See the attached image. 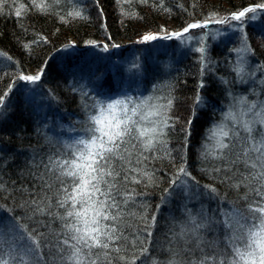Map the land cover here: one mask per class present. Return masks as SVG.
Listing matches in <instances>:
<instances>
[{"label": "trees", "instance_id": "1", "mask_svg": "<svg viewBox=\"0 0 264 264\" xmlns=\"http://www.w3.org/2000/svg\"><path fill=\"white\" fill-rule=\"evenodd\" d=\"M39 3L0 0V222L6 225L0 227V256L7 254L11 260L24 252V236L14 222L33 234L62 237L58 216L65 209L57 203L63 193L56 162L75 159L70 146L92 135L87 131L93 127L90 117L126 98L130 106L173 100L166 113L172 125L165 129L166 148L158 146L141 157L137 145L139 151L130 150L128 171H121V177L140 181L122 186L126 183L137 193L135 205L128 208L138 214L131 222L141 239L147 234L139 216L151 221L155 215L144 264H190L200 258L196 241L186 244L178 235L189 213L214 221L211 230H201L204 240L215 244L212 251L231 253L233 230L223 221L236 215L234 210L248 215V200L243 199L248 189L233 187L248 169L206 153L215 144L213 130L223 125L239 132L238 137L230 132L229 160L235 159L247 135L239 122L264 118V13H259L264 0H50L47 11H40ZM250 6L258 9L259 17L256 11L246 12L241 21H231L233 14ZM75 11L81 15H69ZM191 24L202 27L184 32ZM230 24L240 26V32L217 37L216 30ZM170 28L174 37L162 33ZM153 33L159 37L142 41ZM186 36L193 38V47L181 49L178 39ZM34 72L39 76L35 82L21 79ZM252 104L256 108L249 111ZM253 127L252 135L259 140L264 124L255 122ZM182 163L190 176L181 180L194 185L192 190L170 183ZM33 201H43L47 211L35 212ZM238 246L244 247L242 242ZM201 248L209 251L206 244ZM42 249L51 264L48 249Z\"/></svg>", "mask_w": 264, "mask_h": 264}, {"label": "snow or ice", "instance_id": "2", "mask_svg": "<svg viewBox=\"0 0 264 264\" xmlns=\"http://www.w3.org/2000/svg\"><path fill=\"white\" fill-rule=\"evenodd\" d=\"M51 2L59 4L61 0H51ZM49 6L50 0H41L37 5L40 11H47ZM255 11V8L246 9L233 14L232 19L240 20L246 12ZM20 14L19 11L16 13L17 16ZM69 15L78 17L81 13L75 11ZM197 27L202 25L191 24L184 29V32ZM155 38L145 36L144 40ZM200 51L203 52L204 49ZM21 79L35 82L39 76H24ZM199 102L198 96L197 103ZM172 103V98H167L166 104L144 102L130 106V98L117 99L102 106L100 115L91 116L90 123L93 127L87 131L92 135L88 139H79L70 146L75 149L73 153L75 159L56 162L59 170L57 179L61 181L63 193L57 203L60 208L65 209L63 215L58 216L63 221L62 237L57 234H52L51 238L43 233L33 234L26 228L21 229L19 224L14 222L16 229L24 236V241L20 245L24 252L12 257L11 260L7 254L0 256V264H12V261H15V264H48L45 261L42 245L43 248L48 249L47 255L51 264H64V262L137 264L138 260L144 264L142 257H146L148 253L145 245L147 238L151 237L149 229L155 223V215L152 216L151 221L144 215L139 216L144 224L143 230L147 234L145 239H141V234L131 222L138 214L128 208L130 203L135 205L137 193L134 189L128 190L126 183L122 186V182L139 183L140 181L135 176L130 177L127 174L121 177V171L127 172L125 165L130 166L132 163L130 150L142 149L139 155L143 157L144 152L155 150L158 146L166 148L165 129L172 126L166 113ZM0 107H3L2 97H0ZM254 108L256 105L252 104L248 110L252 111ZM261 111H264V108ZM256 116L260 117L261 113L257 112ZM228 117L235 121L233 113L229 112ZM255 122L264 124V118ZM255 122L243 120L239 122L247 135L241 138L244 146L232 160H229V154L232 152L231 137H238L239 132L234 129L225 130L223 125L212 132L215 144L206 156L225 160L229 164L242 163L248 169L247 174L240 173L241 179L233 185L236 188L244 185L248 189L243 197L248 200V215L245 216L234 210L236 215L229 214L223 221L226 227L233 230L229 237L232 252L223 255L219 251H212L215 249V244L205 241L201 235L202 229L211 230L214 221L206 215L198 220L189 213L188 221L180 226L178 235L186 238V244L195 240V247L202 253L198 260L191 261L190 264H264V130L259 133L260 139L257 140L252 135ZM226 139L229 142L226 143ZM165 154L170 155L167 151ZM141 162L137 160V163ZM226 170L231 171L230 168ZM131 171L137 172L138 169L132 168ZM141 175L152 182L149 173L142 172ZM189 176L190 173L182 163L170 183L177 188L181 186L187 188V181L181 180V177ZM211 190L215 191L214 188ZM253 193L255 195L249 199ZM32 203L36 206L35 212L43 215L47 211V207L42 206L43 201ZM241 219L246 223H240ZM0 227L6 225L0 222ZM240 242L244 245L243 249L238 246ZM202 243L206 244L209 251L205 252L201 248Z\"/></svg>", "mask_w": 264, "mask_h": 264}, {"label": "rangeland", "instance_id": "3", "mask_svg": "<svg viewBox=\"0 0 264 264\" xmlns=\"http://www.w3.org/2000/svg\"><path fill=\"white\" fill-rule=\"evenodd\" d=\"M250 8H253L252 6H250L249 7V9ZM256 9V8H255ZM259 9H263L264 10V7H262V8H259ZM258 9H256V12H257V14L255 15V16H257V17H259V14H258V11H257ZM260 11L259 13H261V12H263L264 13V11ZM242 19H240V20H235V19H232V17H231V21L232 22H239V21H241ZM174 30L175 29H172V28H170V29H168V30H165V31H163L162 33H165V32H169V34H171V33H173L174 32ZM240 30H241V27L240 26H238V25H235V24H230V25H228L227 27H225V28H222V29H217L216 30V34H217V37L218 36H227V35H229V34H233V33H237L238 31L240 32ZM148 36H154V37H159V35L158 34H150V35H148ZM183 37V36H182ZM180 38V39H178V42H179V44H180V48L181 49H190V48H192L193 47V42H194V40H193V38L192 37H189V36H186V37H184V38ZM155 38V39H156ZM155 39H151V40H155ZM151 40H144V38H143V42H146V41H151ZM73 45L75 44V43H72ZM106 48H108L109 49V47L106 45L105 46ZM99 49H100V47H99ZM177 49H178V47H177ZM104 53H105V51H104ZM35 74H38V73H33L31 76H34ZM193 187H194V185H187V189L188 190H192L193 189ZM187 190V191H188Z\"/></svg>", "mask_w": 264, "mask_h": 264}, {"label": "water", "instance_id": "4", "mask_svg": "<svg viewBox=\"0 0 264 264\" xmlns=\"http://www.w3.org/2000/svg\"><path fill=\"white\" fill-rule=\"evenodd\" d=\"M171 36H173V35H171Z\"/></svg>", "mask_w": 264, "mask_h": 264}]
</instances>
